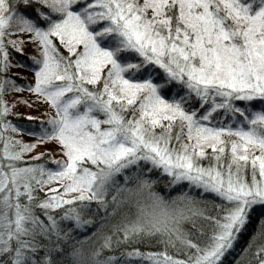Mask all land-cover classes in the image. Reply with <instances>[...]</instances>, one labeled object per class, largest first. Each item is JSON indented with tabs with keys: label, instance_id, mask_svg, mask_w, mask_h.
<instances>
[{
	"label": "snow or ice",
	"instance_id": "obj_1",
	"mask_svg": "<svg viewBox=\"0 0 264 264\" xmlns=\"http://www.w3.org/2000/svg\"><path fill=\"white\" fill-rule=\"evenodd\" d=\"M0 264H264V0H0Z\"/></svg>",
	"mask_w": 264,
	"mask_h": 264
},
{
	"label": "trees",
	"instance_id": "obj_2",
	"mask_svg": "<svg viewBox=\"0 0 264 264\" xmlns=\"http://www.w3.org/2000/svg\"><path fill=\"white\" fill-rule=\"evenodd\" d=\"M33 50L30 47H26L25 52L26 53H30ZM28 63H30V61H27ZM10 75H14L17 77V79H19L20 76H28L31 77V73L28 72L26 69L24 68H13L10 70ZM28 81H24V83H27ZM20 95V96H24V97H29L30 94L28 93H10V94H6V99H8L9 101H11V99H13L15 96ZM19 112L21 113H29V114H35V110L34 109H30L24 106H21L17 109ZM23 139L28 140L30 139V137L28 136H23ZM40 149H37V151H39ZM184 227L186 228H191V224L186 223L184 225ZM159 246H157L158 248ZM155 250V249H154Z\"/></svg>",
	"mask_w": 264,
	"mask_h": 264
}]
</instances>
